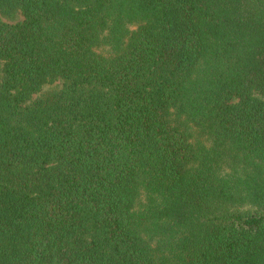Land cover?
I'll list each match as a JSON object with an SVG mask.
<instances>
[{"label":"trees","instance_id":"16d2710c","mask_svg":"<svg viewBox=\"0 0 264 264\" xmlns=\"http://www.w3.org/2000/svg\"><path fill=\"white\" fill-rule=\"evenodd\" d=\"M0 264H264V0H0Z\"/></svg>","mask_w":264,"mask_h":264},{"label":"rangeland","instance_id":"374dc122","mask_svg":"<svg viewBox=\"0 0 264 264\" xmlns=\"http://www.w3.org/2000/svg\"><path fill=\"white\" fill-rule=\"evenodd\" d=\"M18 16V18H21V16L20 15H17ZM7 19V18H6ZM8 20V19H7ZM11 20V19H10ZM9 21V20H8ZM61 82L59 81V82H56V83H54V84H48V85H46V86H44V88H43V90H42V92H44V91H47V90H50V89H53V88H55V87H57V86H61Z\"/></svg>","mask_w":264,"mask_h":264}]
</instances>
